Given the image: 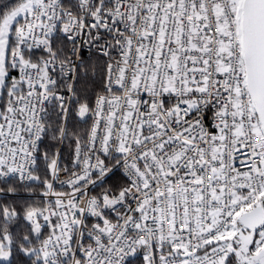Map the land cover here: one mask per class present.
I'll return each mask as SVG.
<instances>
[{"label": "snow or ice", "instance_id": "obj_1", "mask_svg": "<svg viewBox=\"0 0 264 264\" xmlns=\"http://www.w3.org/2000/svg\"><path fill=\"white\" fill-rule=\"evenodd\" d=\"M0 264H264V0H0Z\"/></svg>", "mask_w": 264, "mask_h": 264}]
</instances>
